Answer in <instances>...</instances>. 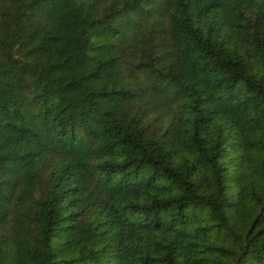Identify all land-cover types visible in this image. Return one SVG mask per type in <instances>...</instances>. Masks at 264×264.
Wrapping results in <instances>:
<instances>
[{"label": "trees", "instance_id": "16d2710c", "mask_svg": "<svg viewBox=\"0 0 264 264\" xmlns=\"http://www.w3.org/2000/svg\"><path fill=\"white\" fill-rule=\"evenodd\" d=\"M0 264H264V0H0Z\"/></svg>", "mask_w": 264, "mask_h": 264}]
</instances>
